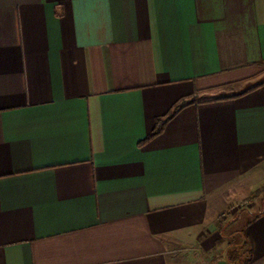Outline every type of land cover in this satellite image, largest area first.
<instances>
[{
	"label": "crops",
	"instance_id": "1",
	"mask_svg": "<svg viewBox=\"0 0 264 264\" xmlns=\"http://www.w3.org/2000/svg\"><path fill=\"white\" fill-rule=\"evenodd\" d=\"M262 188L264 0H0V264H173Z\"/></svg>",
	"mask_w": 264,
	"mask_h": 264
},
{
	"label": "rangeland",
	"instance_id": "2",
	"mask_svg": "<svg viewBox=\"0 0 264 264\" xmlns=\"http://www.w3.org/2000/svg\"><path fill=\"white\" fill-rule=\"evenodd\" d=\"M261 193V196L264 197V188H262ZM252 194L247 196L243 201L229 207L225 212V214H229V217L228 221L223 224L224 227L221 226V233L224 237L223 245L227 244L224 249L218 246L217 243L212 249L198 251L193 254L190 253L191 255L185 252H175L173 254V264H230L227 260V255H231L238 249L241 251L236 262L234 261L233 263L240 264L247 257V243L242 236V227L250 213H253L257 208V204L260 203L258 200L256 201V205L252 207V201L258 198L257 196L252 198ZM228 222L229 226L227 227Z\"/></svg>",
	"mask_w": 264,
	"mask_h": 264
},
{
	"label": "trees",
	"instance_id": "3",
	"mask_svg": "<svg viewBox=\"0 0 264 264\" xmlns=\"http://www.w3.org/2000/svg\"><path fill=\"white\" fill-rule=\"evenodd\" d=\"M185 103V100H181V101H179V102H177V103H175L174 105H173V107L171 108V110L166 114V115H164L163 117H161V118H157L156 120H155V125H154V128H153V130L151 131V133H150V135L146 138V139H149V138H151L152 136H154V135H156V134H158V133H160L161 132V130H162V128H163V126H164V124H165V122L169 119V118H171L182 106H183V104ZM259 190H256L255 192H254V194L252 195V198H254V197H256V196H258V194H259ZM247 253V257L240 263V264H246L247 262H248V255L250 254V251H249V249H247V251H246ZM239 253H240V251H239V249L238 250H235L231 255L229 254V255H227V260H228V262L230 263V264H234L233 262L235 261L236 262V259H237V257L239 256Z\"/></svg>",
	"mask_w": 264,
	"mask_h": 264
}]
</instances>
